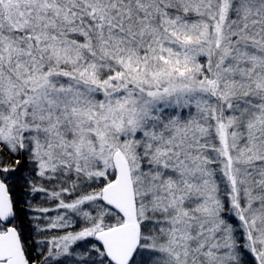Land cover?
<instances>
[{"label": "snow or ice", "instance_id": "1", "mask_svg": "<svg viewBox=\"0 0 264 264\" xmlns=\"http://www.w3.org/2000/svg\"><path fill=\"white\" fill-rule=\"evenodd\" d=\"M0 264H264V0H0Z\"/></svg>", "mask_w": 264, "mask_h": 264}]
</instances>
